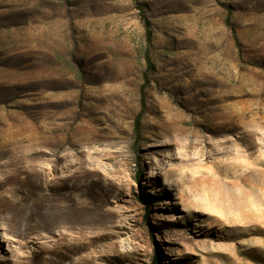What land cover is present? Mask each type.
<instances>
[{"label":"rangeland","instance_id":"1","mask_svg":"<svg viewBox=\"0 0 264 264\" xmlns=\"http://www.w3.org/2000/svg\"><path fill=\"white\" fill-rule=\"evenodd\" d=\"M0 264H264V0H0Z\"/></svg>","mask_w":264,"mask_h":264},{"label":"bare ground","instance_id":"2","mask_svg":"<svg viewBox=\"0 0 264 264\" xmlns=\"http://www.w3.org/2000/svg\"><path fill=\"white\" fill-rule=\"evenodd\" d=\"M200 89H201V82L197 80L190 81L188 82V84L183 85V88L181 89L182 94H184L182 102L187 110L191 109L194 111L196 109H202V108L206 110L211 109V105L214 104V101L210 98H203V97L200 98V96L203 95L207 96V94ZM178 124H182V121L175 120L174 123L168 124L169 128L166 129L167 130L176 129L175 126H178ZM194 125L198 128H203L205 126L201 122H197ZM212 125L216 126L218 129H222L221 128L222 126L220 124L212 123Z\"/></svg>","mask_w":264,"mask_h":264},{"label":"trees","instance_id":"3","mask_svg":"<svg viewBox=\"0 0 264 264\" xmlns=\"http://www.w3.org/2000/svg\"><path fill=\"white\" fill-rule=\"evenodd\" d=\"M147 26H148V24H147ZM148 38H150V34H149V37Z\"/></svg>","mask_w":264,"mask_h":264}]
</instances>
